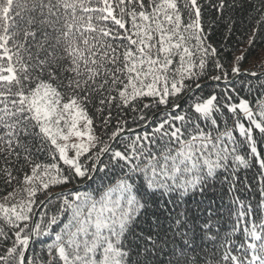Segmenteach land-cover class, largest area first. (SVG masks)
I'll return each mask as SVG.
<instances>
[{
    "label": "snow or ice",
    "instance_id": "obj_1",
    "mask_svg": "<svg viewBox=\"0 0 264 264\" xmlns=\"http://www.w3.org/2000/svg\"><path fill=\"white\" fill-rule=\"evenodd\" d=\"M238 9L264 41V0H0V264H264Z\"/></svg>",
    "mask_w": 264,
    "mask_h": 264
},
{
    "label": "trees",
    "instance_id": "obj_2",
    "mask_svg": "<svg viewBox=\"0 0 264 264\" xmlns=\"http://www.w3.org/2000/svg\"><path fill=\"white\" fill-rule=\"evenodd\" d=\"M236 18V25L234 29V34L229 41V47L224 50L223 58L224 59H232L233 53L237 56L241 55L242 51L247 49L246 51V58L242 62L241 71L249 70V71H256V72H264V41L257 40L254 45L249 48L246 42V34L250 32V21L248 19L247 13L242 10H237L234 14ZM207 19H211V16L208 15ZM242 21V22H241ZM213 41L220 45V42L223 38V29L216 28L214 30ZM264 35V33H261ZM243 39V43L240 40ZM252 80L253 84H258L259 81L252 77L249 78ZM245 95L246 93H241ZM255 93H253V96ZM7 191H11V189H4L3 185H0V198L6 195Z\"/></svg>",
    "mask_w": 264,
    "mask_h": 264
}]
</instances>
